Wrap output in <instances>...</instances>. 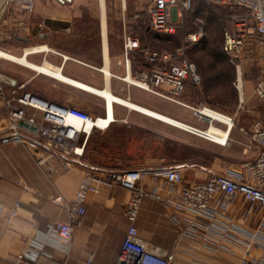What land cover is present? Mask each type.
<instances>
[{
	"label": "crops",
	"instance_id": "1",
	"mask_svg": "<svg viewBox=\"0 0 264 264\" xmlns=\"http://www.w3.org/2000/svg\"><path fill=\"white\" fill-rule=\"evenodd\" d=\"M33 1V10L23 15L14 0H0V47L24 53L26 47L46 46L28 53V59L50 64L65 75L96 87L108 86L115 94L157 110L159 99L156 100L155 93L134 84L130 86L131 83L123 78L126 73L125 33L137 38L139 44L128 52L131 72L148 68L143 49L157 48L155 31L147 25L151 0ZM23 16L26 22L24 29ZM17 37H23V40ZM103 65L109 70L108 80L102 71ZM0 72L13 79V83L6 81L10 85L23 84L25 90L44 98L87 108L84 90L69 83L50 79L24 65L20 71L2 61ZM263 72L264 67L259 77ZM258 78L243 79L245 93L249 97L258 98L254 92ZM148 93L153 97H148ZM177 103L187 105L185 102ZM251 105L255 116L235 118L236 125H232L229 131L234 138L243 139L242 158L228 160L216 157L208 165L178 163L175 167L181 171L183 182L203 180L211 171L222 167L241 170L239 167L243 161L257 155L258 145L239 129L240 126L248 127L255 118H264L259 114L260 106ZM6 121V110L0 107V133ZM49 151L52 149L36 152L21 143H0V264H47L49 259L46 255L34 259L27 253L36 250L40 244L43 251L51 255V261L64 259L69 264H87V256L92 253L89 264H113L128 226L123 208L129 190L118 184L101 182L98 191L86 195L84 214L72 215L67 204L75 196L84 170L89 168L96 172L102 167L90 164L85 156L67 166L58 153L47 164H39L36 155ZM57 196L61 199L57 200ZM222 212L214 219L212 234H207L202 226L191 234H183L181 222L186 219L184 214L174 213L167 203L146 195L140 205L136 226L139 237L148 246L175 249V264H237L241 256L238 241L246 239L249 231L258 225L261 210L237 195ZM68 218L73 223V230L65 250L57 237L47 230L55 221ZM263 255L262 244H255L249 255L250 264H264Z\"/></svg>",
	"mask_w": 264,
	"mask_h": 264
},
{
	"label": "built area",
	"instance_id": "2",
	"mask_svg": "<svg viewBox=\"0 0 264 264\" xmlns=\"http://www.w3.org/2000/svg\"><path fill=\"white\" fill-rule=\"evenodd\" d=\"M14 1L16 7L23 11V15L33 10V0ZM212 1L233 7L227 16L229 24L223 31L222 49L235 67L234 85L240 102H243L240 98L244 97L243 65L257 60L260 54L264 56V0ZM191 3L192 0H151L147 22L149 29L155 32H174L176 26L171 22L172 19L179 18L184 10L191 9ZM25 23L23 16V29L26 27ZM202 34V30L192 32L187 39L195 42ZM138 46L137 38L128 33L123 35L126 70L123 78L129 83L171 101L182 102L179 95L185 90L187 83L197 85L201 82L196 63L185 54V44L173 49H143L148 68L131 72L128 52ZM254 92L258 98H264V72L255 81ZM204 106L206 105L194 109L198 112ZM0 107L6 110L7 117L5 128L0 133V143H21L36 152L45 151V148L52 149L47 154L36 155V160L41 165L47 164L55 153L63 157L67 166L82 157L88 134L96 128L91 125L90 131L86 130L87 123L94 122L97 118L86 110L39 96L25 90L23 84L10 85L1 77ZM210 108L223 118L231 119L233 125L234 115ZM73 119L78 124L72 122ZM20 121L25 122V125ZM209 121L210 124L215 121L221 129L227 125L222 118H212ZM239 129L249 135L259 148L254 158L240 164L241 170L225 167L220 171H211L203 180L183 182L182 173L176 167L102 168L96 172L86 168L67 209L72 215H83L86 195L98 191L101 182L125 187L130 192L123 208L128 226L113 264H175V249L150 247L138 235L136 218L143 197L151 195L170 205L174 213L182 212L186 217L181 222L183 234H191L202 226L210 235L215 228L214 219L217 215L222 211L224 213L233 198L241 195L261 210L258 225L249 231L246 239L238 241L241 244V256L237 264H250L252 247L255 244H262L264 247V241L260 240V237H264V118H255L248 127L240 126ZM188 130L208 138L209 127L202 129L191 125ZM56 199L61 197L57 196ZM72 230L73 223L68 218L55 221L47 231L56 236L67 250ZM38 247L27 253L34 259L46 255L49 259L47 264H69L64 259L51 261V255L43 251L41 244ZM92 256V253L87 256V264L91 262ZM262 257L264 259V255Z\"/></svg>",
	"mask_w": 264,
	"mask_h": 264
},
{
	"label": "rangeland",
	"instance_id": "3",
	"mask_svg": "<svg viewBox=\"0 0 264 264\" xmlns=\"http://www.w3.org/2000/svg\"><path fill=\"white\" fill-rule=\"evenodd\" d=\"M232 8L212 0H192L191 9L184 10L179 18L172 19L171 22L176 26L174 32L157 33V48L173 49L187 45L185 54L196 63L201 75L199 84L187 85L179 95V99L187 105L153 94L156 100L159 99L157 110H166L169 112L166 114L171 117L202 129H207L210 121L194 109L200 105L220 109L238 119L245 115L255 116L251 105L255 103L260 106V116L264 115V98L249 97L245 93L244 84V100L240 102L234 85L235 67L222 49L223 31L229 24L227 16ZM200 30L203 34L197 41H188L189 33ZM11 40L13 43L14 37ZM0 61L23 71V65L1 57ZM262 67L264 56L259 55L257 60L243 65V79L255 80L261 74ZM83 93L87 99V108L82 109L93 116L102 115L103 99L85 90ZM147 96L153 97L149 93ZM114 106L115 121L106 128H94L88 134L83 156L90 164L106 169H129L155 165L175 167L183 162L208 165L216 157L228 160L242 158L243 139H236L231 133L227 135L226 144H221L142 112L115 103ZM212 123L217 126L215 121ZM233 125L236 123L233 122Z\"/></svg>",
	"mask_w": 264,
	"mask_h": 264
},
{
	"label": "bare ground",
	"instance_id": "4",
	"mask_svg": "<svg viewBox=\"0 0 264 264\" xmlns=\"http://www.w3.org/2000/svg\"><path fill=\"white\" fill-rule=\"evenodd\" d=\"M101 2H104L103 0H101ZM103 4V3H102ZM46 46H31V47H26L24 53L23 51L20 54H16L14 52L8 51L6 49L0 48V57L1 58H5L8 59L10 61L16 62L20 65H24L27 67H30L34 70H37L38 72L44 73L46 75H49L53 78H56L60 81L69 83L75 87H78L80 89H83L89 93H93L95 95H98L99 97H101L104 101V115H97L96 120L94 122H88L86 125V130L90 131V129L92 128L91 125L95 126L96 128H106L108 127L112 121L115 120L114 117V103L115 104H119L122 106L127 107L128 109L131 110H136L139 112H142L150 117L162 120L164 122L173 124L175 126L178 127H182L185 129H190V124L185 123L179 119H176L174 117H171L167 114H164L162 112H160L159 110L157 111L156 109H152L150 107H147L143 104H140L136 101H133L129 98H125L122 97L118 94H115L114 92H112L108 86H104V87H96L93 84H89L86 83L84 81H81L79 79H75L65 75L64 73H62L60 71L59 68L57 67H53L50 64L47 63H35L32 62L31 60L28 59V53L30 52H34L36 50H39L40 48H44ZM28 55V56H27ZM104 66V65H103ZM105 73H106V79L108 80V74H109V70L107 69V66H104L102 68ZM240 98H242L244 100L243 96H240ZM198 113L204 117L207 118L208 120L212 119V118H222L225 119V121L227 122V125L224 129L218 128L216 125H214L213 123H211L209 125V134L207 135V137L215 142L218 143H224L226 144L227 142V135L229 134V131L232 127L231 122L232 120L229 118H223L221 115H219L217 112L213 111L212 108L208 107V106H204V107H200L198 110ZM72 122L78 124V121L76 119H73Z\"/></svg>",
	"mask_w": 264,
	"mask_h": 264
},
{
	"label": "water",
	"instance_id": "5",
	"mask_svg": "<svg viewBox=\"0 0 264 264\" xmlns=\"http://www.w3.org/2000/svg\"><path fill=\"white\" fill-rule=\"evenodd\" d=\"M17 38L23 40V37H17ZM0 77H1L4 81L11 82V83L14 82L13 79H11V78L5 76V75H4L3 73H1V72H0ZM20 123L23 124V125H25V122H23V121H20ZM31 127H32V128H35L34 126H31Z\"/></svg>",
	"mask_w": 264,
	"mask_h": 264
},
{
	"label": "trees",
	"instance_id": "6",
	"mask_svg": "<svg viewBox=\"0 0 264 264\" xmlns=\"http://www.w3.org/2000/svg\"><path fill=\"white\" fill-rule=\"evenodd\" d=\"M157 33H160V32H155V35H157ZM187 85H192V86H193V85H196V84H192V83L188 82ZM187 85H186V87H187ZM208 103H209V104H212V103L209 102V101H208ZM213 104H214V103H213ZM118 168H120V167H118Z\"/></svg>",
	"mask_w": 264,
	"mask_h": 264
}]
</instances>
